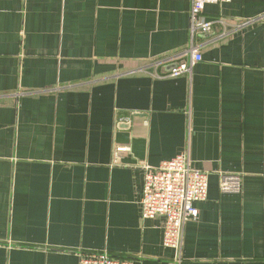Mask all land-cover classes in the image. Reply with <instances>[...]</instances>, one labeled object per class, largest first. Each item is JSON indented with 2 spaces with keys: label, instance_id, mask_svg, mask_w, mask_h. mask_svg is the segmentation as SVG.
Listing matches in <instances>:
<instances>
[{
  "label": "crops",
  "instance_id": "1",
  "mask_svg": "<svg viewBox=\"0 0 264 264\" xmlns=\"http://www.w3.org/2000/svg\"><path fill=\"white\" fill-rule=\"evenodd\" d=\"M0 0V264H79L107 251L162 264L164 218L143 219L145 161L186 151L209 173L181 264H264V0ZM129 147L120 163L117 146ZM241 178L222 192V175Z\"/></svg>",
  "mask_w": 264,
  "mask_h": 264
},
{
  "label": "built area",
  "instance_id": "2",
  "mask_svg": "<svg viewBox=\"0 0 264 264\" xmlns=\"http://www.w3.org/2000/svg\"><path fill=\"white\" fill-rule=\"evenodd\" d=\"M231 0H191L190 32L191 47L175 54L168 59H162L156 65L169 64L170 75L178 76L188 72L194 64L202 59L201 48L204 42H197L199 37L213 33V20L204 16L207 4H219ZM241 23L254 20L264 22V16L257 19H246ZM264 67V66H263ZM129 151V147L117 146L114 161L120 163L122 153ZM144 170V184L140 195V211L143 219L164 218L163 244L175 249V255L162 264H181L180 247L183 241L186 223L199 214L195 202L208 197L209 173L193 167L189 154L184 151L164 160L158 167H151L141 161ZM241 178L238 175L224 174L220 182L222 192L239 191ZM79 264H134L129 257H116L107 251L86 252L80 255Z\"/></svg>",
  "mask_w": 264,
  "mask_h": 264
}]
</instances>
